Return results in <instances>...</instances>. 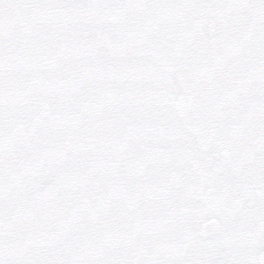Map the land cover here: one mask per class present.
Listing matches in <instances>:
<instances>
[{
  "label": "snow or ice",
  "instance_id": "obj_1",
  "mask_svg": "<svg viewBox=\"0 0 264 264\" xmlns=\"http://www.w3.org/2000/svg\"><path fill=\"white\" fill-rule=\"evenodd\" d=\"M0 264H264V0H0Z\"/></svg>",
  "mask_w": 264,
  "mask_h": 264
}]
</instances>
